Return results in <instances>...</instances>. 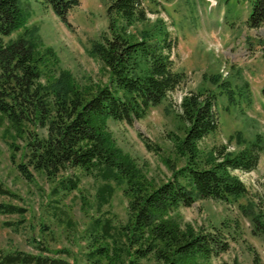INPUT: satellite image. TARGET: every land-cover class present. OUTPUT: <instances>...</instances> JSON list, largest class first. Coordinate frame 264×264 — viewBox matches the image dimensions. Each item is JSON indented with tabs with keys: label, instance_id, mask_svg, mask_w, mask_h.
I'll list each match as a JSON object with an SVG mask.
<instances>
[{
	"label": "rangeland",
	"instance_id": "1",
	"mask_svg": "<svg viewBox=\"0 0 264 264\" xmlns=\"http://www.w3.org/2000/svg\"><path fill=\"white\" fill-rule=\"evenodd\" d=\"M112 1L81 0L69 15L70 28L42 0H18L24 22L5 41L34 29L39 53L51 50L79 85L103 87L109 75L92 49L108 32L107 8ZM253 1H148L151 25L162 20L174 40V69L186 74L185 83L144 120L132 125L109 121L107 129L113 144L152 187L169 181L186 164L176 144L185 137L181 103L191 92L217 95L220 128L199 143L202 160L222 149L238 153L258 140L264 145V25L259 29L247 25ZM24 144L0 116V182L12 193L1 196L0 203L23 210L0 215V249L36 254V245L48 248L49 257L70 264H123L112 261L116 258L112 251L126 243L119 236L130 219L126 185L112 182L114 194L100 204L98 191L105 181L98 176L79 170L61 174L59 178L80 176L79 188L71 193L57 190L54 180L31 168L26 179L18 170L25 164ZM234 174L247 186V197L229 202L200 200L166 219H174L183 228L190 225L200 234L216 230L224 234L229 250L206 264H264V151L255 171ZM97 220H109L114 228L113 238L100 240L110 247L109 257L91 255L98 248L90 236ZM121 257L128 260L125 253ZM142 264L163 262L152 255Z\"/></svg>",
	"mask_w": 264,
	"mask_h": 264
},
{
	"label": "trees",
	"instance_id": "2",
	"mask_svg": "<svg viewBox=\"0 0 264 264\" xmlns=\"http://www.w3.org/2000/svg\"><path fill=\"white\" fill-rule=\"evenodd\" d=\"M148 1L110 3L108 32L92 49L108 72L109 81L103 87L87 88L60 67L51 50L37 51L34 29L5 41L22 26L25 16L18 0H0V116L25 143V164H20L18 170L26 179L31 168L54 180L57 190L71 193L79 188L80 176L59 178L61 174L79 170L98 176L105 181L98 191L100 204L107 203L114 194L112 182L126 185L130 219L119 230L126 243L124 248L114 247V263L142 264L153 255L163 264H206L229 250L224 234L220 230L200 234L190 225L183 228L166 218L200 200L229 202L247 197V186L234 172L255 171L264 145L258 140L238 153L222 149L202 160L199 143L220 128L217 95L205 91L191 92L182 100L181 119L187 129L176 150L186 164L174 171L169 181L152 187L121 154L108 132L109 121L132 125L144 120L186 79L185 73L174 69L175 44L164 22L150 23ZM42 3L71 28L69 15L81 0ZM247 25L250 29L264 25V0L253 1ZM1 196L12 193L0 182ZM22 212L16 206L0 203V215ZM113 230L109 220L95 221L90 236L98 248L91 255H111L110 247L100 240L113 238ZM34 247L36 254L0 249V264H70L49 257L46 247ZM123 253L127 261L121 259Z\"/></svg>",
	"mask_w": 264,
	"mask_h": 264
}]
</instances>
